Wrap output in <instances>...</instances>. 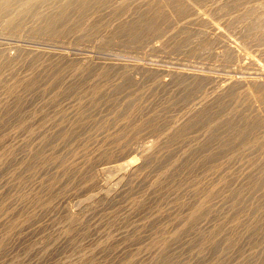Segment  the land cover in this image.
Masks as SVG:
<instances>
[{
  "label": "bare ground",
  "instance_id": "6f19581e",
  "mask_svg": "<svg viewBox=\"0 0 264 264\" xmlns=\"http://www.w3.org/2000/svg\"><path fill=\"white\" fill-rule=\"evenodd\" d=\"M190 1L0 0L3 34L11 41L24 36L32 44L38 39L47 43L41 49L11 46L14 54L10 49L0 56V256L23 233L54 220V237L41 241L36 251L42 257L59 255L77 247L76 241L91 231L89 222L100 216L118 228L97 233L94 250L75 256L73 264H264V0H192L210 4L204 13L190 11ZM130 5L134 7L127 13ZM169 11L178 19L171 28ZM84 16L92 22L85 29L79 26ZM217 17L221 22H214ZM112 18L118 22L110 24L102 41L95 40L94 50L118 41L141 49L159 34L160 45L148 42L149 51L214 56L226 63V70L218 75L213 70L89 62L71 67L69 34L95 37ZM223 28L240 43L258 48L262 58L238 54ZM49 44L60 45L59 50H50ZM234 63L242 68L234 69ZM88 79L89 90L70 113V84L80 86ZM100 107L126 119L177 108L183 120L171 137L155 133L154 150L125 146L127 134L136 132L119 129L106 148L91 154L92 138L79 141L78 128L86 114L97 115ZM221 110L234 115L208 132L207 143H219L221 151L231 146L237 157L217 165L204 147L168 157L173 143L205 127ZM99 117L92 128L110 125ZM121 141L123 155L100 162L114 157L109 146ZM134 154H142L140 164L129 159ZM199 170L205 174L196 178ZM80 191L66 207L65 200ZM97 227L96 222L93 229Z\"/></svg>",
  "mask_w": 264,
  "mask_h": 264
},
{
  "label": "rangeland",
  "instance_id": "374dc122",
  "mask_svg": "<svg viewBox=\"0 0 264 264\" xmlns=\"http://www.w3.org/2000/svg\"><path fill=\"white\" fill-rule=\"evenodd\" d=\"M125 1L126 2L128 1V3L133 2V0H125ZM191 3H195V4H191ZM131 4L132 5L136 4V2L135 3L133 2ZM189 4H190V11L195 10V11H199L201 13H204L206 10H208V7L210 5L209 3L204 4V3H196L194 1L192 2V0L190 1ZM132 5H130V7L128 6L125 9V11L126 12L128 10L131 11L134 7ZM191 5H193V6L191 7ZM198 5L199 6L202 5L204 8L202 6L199 7ZM100 7H101L100 9H102L103 5L101 4ZM198 8H200V9H198ZM190 11L188 13H190ZM127 13H129V11ZM169 14H168L169 22L171 24V25H169V28H171L173 25H175V23L178 21V19L170 11H169ZM83 18H85V19H83ZM83 18H82L83 20L82 19L80 20L79 26L80 27L82 26L81 28L85 29V27L86 28L89 27L92 24V22H91V19L89 18V16H84ZM116 18L105 20L106 22L104 21V25L102 26L103 28L101 27V29L95 34V37L93 36L91 38H78L77 35L79 32H77V31H73L72 34L71 33L69 34L70 36H68V38L66 39V45H67L66 47L68 48V51H69L68 56H70L69 61L71 63V67L75 68V67H78L82 64H88V62H89V63H92L94 65L97 64V66H106V65H111L112 63L113 64L118 63V64H123V65H132V66L133 65L134 66H152V65L157 66V65H159L158 67L185 68V69H194V70H200V71L204 70L206 72L213 70V72L216 74H218V72H219L218 75H220V73L223 74L224 71L226 70V68H225L226 63H224L223 61H220L218 58H215L214 56H203V57H201L202 55H199V54H191V53L189 54L187 52L184 53L183 51H177V50H175V51L170 50L171 52H168L169 50H167L166 51L167 53H166L165 49H160L157 52L149 51L148 47H147L148 42L153 41V42L160 45V43H161L160 39L161 38H160L159 34L152 35L149 38V40L146 41L147 43L145 45H143V47L141 49L134 48L133 44H130L131 46L130 45L125 46L118 41V43L112 42L111 44H109V46L106 45V46H103L104 48L100 47V49L98 48L96 50V48H95V50H94V48H93L94 45L97 42L102 41L101 39H104V34H105L106 30H108L109 27H112L111 25H115L118 22V21L115 22ZM172 19H174V20H172ZM215 19H217V21ZM215 19H214L215 21L213 20L215 23L221 22L220 17H217ZM84 21H85V23H84ZM82 22H83V24L81 25ZM87 24H88V26H87ZM105 25H107V26H105ZM223 31L225 33V37L228 40L230 39L229 40L230 43L234 47L236 46V50H237L238 54L249 55V56H252V57L257 58V59L262 58L261 54L258 51L259 50L258 48L256 50V47H254V46L250 47V46L243 44L242 42L240 43V41L237 40L233 36L232 32L228 31L225 28H223ZM1 34L3 37L1 36ZM97 35H99V36H97ZM100 35L102 38H100ZM0 36H1L0 37L1 38L0 39V56L4 53H8L10 51H13L14 49L11 46L16 47L17 45L20 46L22 44L23 46L21 45V48H24V49H27V48L28 49H35V48L41 49V48L45 47V44L47 45V43L44 40H40V39L35 40L32 44V41H29L28 39L24 38V36H22L23 39L19 42L15 41V40L11 41L12 38L7 36L6 34H3V32H1V30H0ZM92 38H94V39H92ZM24 41H27V42H25V45H24ZM28 41L30 43H28ZM13 42H15V43H13ZM113 43H114V45H113ZM242 44H243V46H242ZM28 45H30V46H28ZM85 45H86V47H85ZM74 46H75V48H74ZM59 47H60V45H58V44H52V46L50 44L48 45V48H50V50H53V51H58ZM51 48H53V49H51ZM261 48H264V44ZM6 49H8V50H6ZM104 50H106V51H104ZM12 53L14 54L15 51L11 52V54ZM70 54H72V55H70ZM76 56H78V57H76ZM74 57H76L77 59ZM214 58L216 59V61ZM231 66L234 67V69H236V70H240V68H242V66H240L239 63H236V64L234 63ZM71 67H70V71L72 73L73 68H71ZM202 67L205 69H203ZM91 79H88L89 83L87 81V82H84L80 86H76L75 84H72V83L70 84L71 90L69 91V96H68V100H67V107L69 108L70 113H72V109L75 107V104L77 102L76 99L80 95H84L85 92L87 93V91L89 90V84L91 82ZM169 110H170V112H169ZM98 111L99 112L97 115H93V112L86 114L85 118L82 121L83 125L79 126V128H78L79 131L81 132V134H79V136H78L79 141L84 142V141H87V139L92 138L91 139L92 141L90 142L91 144L89 147V152H91V154H97V152H99L101 149L106 148L107 147L106 144L108 143V140L110 141L113 138L112 135L114 136V133L117 132L119 129L124 130L125 132H128V133L136 132V135H134V136L132 134H127L126 138L128 140H127V143H125V146L126 145H132L134 143V145H136V146L141 145L140 147L142 149L143 148L146 149V147H147L146 150H148V151L154 150L155 149L154 145L156 146V142L158 139V137H157L158 135H155V133L156 134L159 133L162 138L171 137V135H172L171 131H177L178 129H180L178 127V125L181 122V120H183V118H182L183 116H182V114H180V112L178 111L177 108L166 109L165 111H162V112L157 111L158 113H156V111H151V113L150 112L145 113V115L143 112L141 114H136L129 119H126L124 117L119 118V117H116L115 115L113 116V113H111V111L107 110L106 108L100 107V109ZM177 113H179V115ZM108 114H110L111 117L107 116ZM232 115H234V114H232L231 112L229 113L228 110L226 112H225V110H221V111H219V113L217 112V113L213 114V116L210 117L211 121L208 120L207 125L205 127L201 128L200 130H195V131H193V133H190L187 136V139L184 140L183 142H180V144L177 142L173 143L170 150L167 152L168 157H171V158L172 157H176V158L177 157H184L190 153L196 152L199 149V147H202V148L204 147L205 149H207L206 154L211 155L213 157V160L211 159L209 161H212L213 163H215L217 165L218 164H224L227 161H231L232 157H234V158L237 157V155L239 154L238 151H236L231 146H228L230 148H227L225 151H221L220 150L221 145L219 143H213V144L207 143V136H208V132H210L211 130H214V128H215V130H217V128L219 126L223 125V122H225L226 120L231 118ZM99 116H101V118H103V121L110 124L108 126L109 128L105 127L103 129H96V128L91 127V124H94L95 119L97 120L98 118H100ZM16 118H19V114L14 119H16ZM117 118H118V120H117ZM219 118H220V120H218ZM73 119L70 120V129L73 128V123H74ZM113 119H115V120H113ZM11 122L14 123V120H12ZM208 124H209V126H208ZM150 128L152 129V131ZM202 129H204V130H202ZM153 136H154V138H153ZM203 137H204V139H203ZM133 140H135V141H133ZM122 143H123V141H121L119 144H115V145L111 144L109 146L110 150H108V151H109V154H112V155L114 154L113 155L114 157L111 158L112 160L111 159H109V160L103 159V160H100V162L103 161L104 163H106V162H114V161L118 160V157H121L123 155V151H119V149H118V146L121 145ZM152 143H153V145H152ZM217 153H218V155H216ZM134 155H133L134 157L132 156L129 159L135 160V161H137L138 164H140L143 160L142 154L141 155L134 154ZM204 174L205 173H202V171L199 170V171H197L195 176H196V178H201ZM79 193L81 194L82 191L76 192L75 195L73 194L72 197H70L69 199H66L64 202L65 206L70 207L71 206L70 204H72V203L74 204L75 203L74 201H76L75 200L76 196L80 195ZM93 219L94 220H91V223L89 222V226H90L89 228H91V231H89V232L87 231L86 234H88V235H84L83 237H81V239H78L76 241L75 245H77V247L73 245V246L67 247L66 249L64 248L65 252H63V250H61V252H59L60 253L59 255L56 254L54 256L52 255V256H48V257H42L41 254L38 253L36 250L40 246V243L48 242L49 239L52 240L51 238H53L54 235H51V234L53 233L54 229L57 227L58 221L54 220V221H43V223L40 222L41 224H40L39 230L28 231V232L23 233L20 240L18 239L16 242L12 243L11 245H9L6 248L4 253L0 256V264H62V262H63V264H68V263L73 264L75 262L76 258L80 254L83 253L82 255H84V254L86 255V254H89L90 251L94 250L91 248H93L94 244L96 243V240L98 239L99 232L105 233L109 229L115 230L116 228H118V225H119L118 224V225L112 226L111 223H107L102 218L100 219V216L98 218L95 217ZM101 220H102V223H101ZM96 222L100 226L99 229L97 227L98 232L93 229V226L96 224ZM109 224H111V225H109ZM46 227L49 230H46ZM113 227H114V229H113ZM102 230H104V231H102ZM49 235H50V238H49ZM84 237H85V239H84ZM86 249H88V250H86ZM61 253H63V254H61ZM75 256H77V257H75ZM81 257H85V256H81ZM66 260H67V262H66Z\"/></svg>",
  "mask_w": 264,
  "mask_h": 264
}]
</instances>
